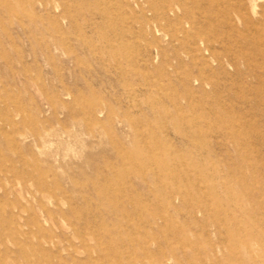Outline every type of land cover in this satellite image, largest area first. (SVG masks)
<instances>
[{"label": "rangeland", "instance_id": "rangeland-1", "mask_svg": "<svg viewBox=\"0 0 264 264\" xmlns=\"http://www.w3.org/2000/svg\"><path fill=\"white\" fill-rule=\"evenodd\" d=\"M263 48L264 0H0V264H264Z\"/></svg>", "mask_w": 264, "mask_h": 264}, {"label": "bare ground", "instance_id": "bare-ground-1", "mask_svg": "<svg viewBox=\"0 0 264 264\" xmlns=\"http://www.w3.org/2000/svg\"><path fill=\"white\" fill-rule=\"evenodd\" d=\"M253 31V30H252ZM264 49V48H263Z\"/></svg>", "mask_w": 264, "mask_h": 264}]
</instances>
